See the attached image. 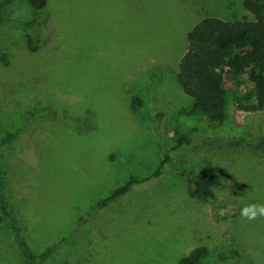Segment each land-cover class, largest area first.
Returning a JSON list of instances; mask_svg holds the SVG:
<instances>
[{"label": "rangeland", "instance_id": "rangeland-1", "mask_svg": "<svg viewBox=\"0 0 264 264\" xmlns=\"http://www.w3.org/2000/svg\"><path fill=\"white\" fill-rule=\"evenodd\" d=\"M243 2L48 0L37 9L18 0L3 11L0 139L23 131L2 154L32 249L65 240L47 264H180L200 247L205 264H264V217L240 216L264 204V111L236 113L249 137L170 143L194 104L178 80L189 32L209 16L253 20ZM142 92L168 124L171 160L159 177L163 152L132 110ZM201 170L223 178L214 199L193 194L188 180ZM132 177L140 183L127 195L98 207ZM0 264H26L9 224L0 226Z\"/></svg>", "mask_w": 264, "mask_h": 264}, {"label": "trees", "instance_id": "trees-1", "mask_svg": "<svg viewBox=\"0 0 264 264\" xmlns=\"http://www.w3.org/2000/svg\"><path fill=\"white\" fill-rule=\"evenodd\" d=\"M16 1L0 0V22L3 11ZM28 1L37 9H45L48 5V0ZM243 4L254 16L253 20L248 17L226 19L209 16L188 34L189 48L182 58L178 80L184 92L194 99V104L191 109L183 108L179 113V128L170 142L176 148L192 146L194 139L202 136L214 137L230 132L248 136L236 113L264 111V0H244ZM32 26L27 23L24 28L29 30ZM27 35L29 49L35 51V37L31 32ZM3 58L8 63L7 54L4 53ZM132 110L149 122L163 152L161 167L153 175L159 177L162 167L171 160L165 141L168 125L165 113L154 107L151 92L135 96ZM32 118L34 120L35 116ZM22 131L0 139V226L9 224L15 230V242L26 264H47L65 240L48 247L42 254L36 253L26 239L9 194L8 172L2 151L16 141ZM195 173L196 177L188 180L194 196L202 200L214 199V189L223 182L222 176L203 170ZM137 183L140 182L132 177L98 207L102 209L121 199ZM207 256L208 249L200 247L182 258L180 264H205ZM225 259L223 256L222 260Z\"/></svg>", "mask_w": 264, "mask_h": 264}, {"label": "clouds", "instance_id": "clouds-1", "mask_svg": "<svg viewBox=\"0 0 264 264\" xmlns=\"http://www.w3.org/2000/svg\"><path fill=\"white\" fill-rule=\"evenodd\" d=\"M221 215L224 211L221 210ZM241 218H245L249 221L256 220L257 218L264 217V204L250 203L242 207L240 211Z\"/></svg>", "mask_w": 264, "mask_h": 264}]
</instances>
